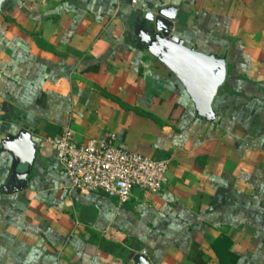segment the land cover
Returning <instances> with one entry per match:
<instances>
[{
  "label": "crops",
  "instance_id": "1",
  "mask_svg": "<svg viewBox=\"0 0 264 264\" xmlns=\"http://www.w3.org/2000/svg\"><path fill=\"white\" fill-rule=\"evenodd\" d=\"M169 5L172 34L225 63L212 117L147 47ZM64 127L167 159L163 191L70 188ZM22 129L26 182L0 148V264H264V0H0V146Z\"/></svg>",
  "mask_w": 264,
  "mask_h": 264
},
{
  "label": "built area",
  "instance_id": "2",
  "mask_svg": "<svg viewBox=\"0 0 264 264\" xmlns=\"http://www.w3.org/2000/svg\"><path fill=\"white\" fill-rule=\"evenodd\" d=\"M52 147L72 189L102 191L123 203L135 189L145 196L159 194L167 182V159L128 149L112 132L81 141L70 127H64Z\"/></svg>",
  "mask_w": 264,
  "mask_h": 264
},
{
  "label": "water",
  "instance_id": "3",
  "mask_svg": "<svg viewBox=\"0 0 264 264\" xmlns=\"http://www.w3.org/2000/svg\"><path fill=\"white\" fill-rule=\"evenodd\" d=\"M175 12L176 7L169 5L159 7L149 15L154 33L147 38V47L177 74L196 109L204 116L212 117L211 102L225 79V63L184 44L172 34ZM0 148L8 150L13 156L10 176L26 182L35 157L31 132L22 129L17 136L4 139ZM133 264L150 263L146 255L137 253L133 257Z\"/></svg>",
  "mask_w": 264,
  "mask_h": 264
}]
</instances>
